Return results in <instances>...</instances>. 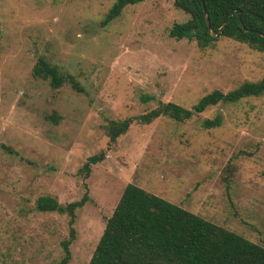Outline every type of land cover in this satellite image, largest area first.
<instances>
[{
	"label": "rangeland",
	"instance_id": "obj_1",
	"mask_svg": "<svg viewBox=\"0 0 264 264\" xmlns=\"http://www.w3.org/2000/svg\"><path fill=\"white\" fill-rule=\"evenodd\" d=\"M115 2L0 0V264H58L70 218L41 213L36 201L84 195L69 264H89L129 184L264 247V96L183 123L135 122L115 142L106 133L161 103L191 109L216 90L258 82L264 52L228 38L204 50L171 38L189 19L174 0L128 6L102 27ZM40 59L80 91L35 77ZM218 114L221 127L205 129ZM101 153L86 178L80 169Z\"/></svg>",
	"mask_w": 264,
	"mask_h": 264
},
{
	"label": "trees",
	"instance_id": "obj_2",
	"mask_svg": "<svg viewBox=\"0 0 264 264\" xmlns=\"http://www.w3.org/2000/svg\"><path fill=\"white\" fill-rule=\"evenodd\" d=\"M144 1L116 0L101 26L106 27L118 19L126 7ZM174 5L189 19L173 25L169 31L171 38L195 42L201 50L212 48L220 39L228 38L264 52V0H174ZM33 74L49 80L53 88H60L69 81L80 91L74 77L60 72L43 59L38 61ZM261 96H264V77L258 82H245L227 93L216 90L202 97L191 109L171 102L161 103L138 117L111 121L106 126V133L110 141L115 142L135 122L147 125L168 117L183 123L219 104H236ZM52 119L57 123L56 117ZM221 125L220 114L203 123L207 130ZM103 159L104 153L90 157L80 173L88 178L91 167ZM88 201V195L66 205L49 196L39 197L36 201L37 211L70 218L69 238L61 244L63 257L58 264H69L71 260L76 213ZM89 264H264V247L129 184L107 220Z\"/></svg>",
	"mask_w": 264,
	"mask_h": 264
}]
</instances>
